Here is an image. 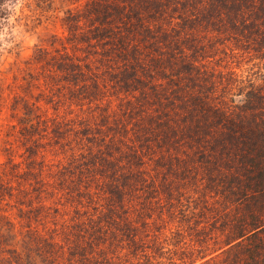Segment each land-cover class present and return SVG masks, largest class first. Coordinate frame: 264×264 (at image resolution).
Returning a JSON list of instances; mask_svg holds the SVG:
<instances>
[{"label":"trees","instance_id":"trees-1","mask_svg":"<svg viewBox=\"0 0 264 264\" xmlns=\"http://www.w3.org/2000/svg\"><path fill=\"white\" fill-rule=\"evenodd\" d=\"M25 3L62 30L12 75L0 264H264V0Z\"/></svg>","mask_w":264,"mask_h":264},{"label":"rangeland","instance_id":"rangeland-1","mask_svg":"<svg viewBox=\"0 0 264 264\" xmlns=\"http://www.w3.org/2000/svg\"><path fill=\"white\" fill-rule=\"evenodd\" d=\"M55 13L56 10H50L45 14L31 9L26 5L25 0H15L10 6L8 16L0 24V174L5 168V165H2L5 156L11 157L15 161L25 156L26 152L21 143L16 139L14 135L15 131L10 136L5 135L7 125L12 119L10 112L11 97L13 94L20 93L19 91H21L20 87L14 86L16 80H14L12 75L13 73L18 75L22 73V70L16 68V65H21L19 60L31 53L34 44H46V39L51 33H60L62 27L58 24ZM15 50L17 51V55ZM14 89L16 91L13 92ZM32 91L36 92L37 88H33ZM36 105L38 109L43 108L45 110L43 113L44 117H48V115L53 113L54 108L48 101L42 102V100H37ZM60 112L58 111V113ZM40 133L44 134L41 137L37 135L34 138L44 141L46 135L44 130ZM30 138L33 137L30 136ZM6 146H8L7 150L5 149ZM34 156L42 160L46 165V162H50L52 159L49 150L42 148ZM1 177L5 181L7 176L2 174ZM13 180H9L6 184H13ZM12 189L14 192L15 188ZM43 202L45 205L48 204L47 199H43ZM37 204L38 202L32 198L31 205L35 206ZM17 208L18 204H16L14 196L4 194L0 198V215L4 214L5 217L12 220L14 223L13 228L18 230L19 216ZM161 231L164 233L165 229L162 228Z\"/></svg>","mask_w":264,"mask_h":264}]
</instances>
